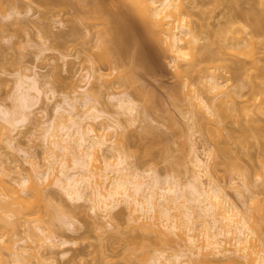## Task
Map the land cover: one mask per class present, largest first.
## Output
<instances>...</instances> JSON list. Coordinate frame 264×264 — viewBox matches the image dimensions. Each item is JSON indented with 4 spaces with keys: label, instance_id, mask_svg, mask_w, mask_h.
Wrapping results in <instances>:
<instances>
[{
    "label": "rangeland",
    "instance_id": "374dc122",
    "mask_svg": "<svg viewBox=\"0 0 264 264\" xmlns=\"http://www.w3.org/2000/svg\"><path fill=\"white\" fill-rule=\"evenodd\" d=\"M25 1L30 2L24 0V3ZM181 1L185 18L197 32L207 37L202 38L200 43L215 49L220 48L221 42H224L221 39L229 34L226 31L224 37L219 31L228 26L230 18L235 17L236 25L240 23V26L243 25L241 27H245L251 22L250 11L264 12V0ZM13 2L0 0V20L5 23L0 27V130L8 132V128H12L6 120L5 111L16 108L20 110L24 93L28 92L26 90H29V102L33 105L27 108V111L32 112L30 119L17 123L20 130L16 135L17 147L11 148L12 146L7 144L5 141L7 136L0 137V155L5 166L13 169L18 165L24 174H28L32 167L30 160L47 163L46 129L52 125L55 116L57 118L62 112L68 115L79 110V113L85 117V110L87 111L89 106L87 99L76 101L71 97L76 95V89L81 91V86L85 85L87 79L83 75L87 72L94 74V69L98 68L100 69L98 73H104L103 76L107 80L98 81L95 77L91 79L95 86L101 81L105 82L101 85L103 87H100L101 98L97 102L103 112L97 120L116 125V120L119 119L120 125L116 126L119 134L117 139L123 135L119 147L130 153L127 160L131 169L138 171L143 175V179L149 180L150 183H154L152 175L165 181L170 175L177 174L184 182L183 187L187 195L194 198L188 182L194 173L196 156L204 159L208 163L211 177L254 224L256 248L264 250V135L262 134L264 113H259L255 107L260 97L257 85L259 70L252 66L253 58H245L239 53L237 58L246 60L249 70H239L233 81L229 79L227 82L226 75L231 73L223 66L230 61L227 57L231 55L226 48H221L224 54L219 53L222 59L218 56L221 60H215L217 66L216 69L212 68V71L219 75V80L228 83L230 90L236 93V99L231 105L228 103V116H212L207 109L195 106L194 103L198 100L191 96L193 93L197 94V91L194 92L191 88L201 89L205 95L206 92L208 93V87L204 83L199 84L201 78H198V75L204 70L201 73L194 70L185 84V78L179 75L178 71L187 66L188 60L175 61L173 53L167 50L166 44L153 38L149 21L131 0H102L103 7L100 12L93 9L87 11L88 6L81 0H36L35 3L31 0L29 4H33V7L31 6L28 13L15 14L18 18L15 16L3 19L2 15L6 10L9 8L12 10L13 6L15 8V5L10 4ZM17 3L16 7L20 3L21 7L23 2L21 0ZM24 3L22 10L27 8H24L26 5ZM113 26L116 27L117 32L126 33L131 37L127 41L131 45L126 43L128 46L136 47L138 52L141 51L138 56L141 65H138L133 73L136 80L134 85L121 75V71L123 73L126 67L131 66L128 65V58L125 68L124 64L123 66L118 64L116 61L118 59L111 53L105 58L108 51L104 44L107 30ZM229 36L233 37L227 35L228 38ZM232 37L229 39L233 40ZM242 37L245 35L243 34ZM255 38H257V53L254 56H257L259 58L257 60L263 65L264 45L260 41L264 39V35H254ZM244 44L241 43L237 49L243 48ZM207 63H203L202 66L207 68ZM209 72H206L207 78ZM25 73L28 74L27 77ZM35 73L38 74V78L40 76L38 82L40 84L37 83L39 86L43 81L41 87L34 84L32 75ZM204 74L202 81H205ZM20 78L26 79V82L18 87L17 82ZM46 80L50 82L45 83ZM191 81L196 84L192 85ZM33 86L38 87L40 91ZM87 86L89 83L85 85ZM138 86L143 88L141 91H144V95L141 91V94L138 93L140 90ZM149 90L151 93L148 92ZM134 92L139 94H136L138 97L135 98L140 107L148 106H146L147 120H139L135 124L131 123L128 114L120 113L122 111L120 99L127 95L135 96ZM151 95L156 96L155 100ZM222 95L213 102L219 103ZM197 115L200 116V121V118L196 120ZM147 122H150L157 132H152L146 126ZM37 124L39 126L36 127ZM127 127L130 130L126 129ZM105 154L109 160L112 157L111 160L115 165L122 166L118 155L113 156L109 151ZM77 168L82 169L79 164L72 171H77ZM3 177L8 179L6 177L9 176L3 175ZM202 177L207 181V175ZM47 193L55 195L54 203L51 204L54 209L49 207L50 211H46L44 206L39 204L44 210L42 219L47 226L55 230L58 238L69 241L67 244L44 249V257H49L48 261L51 260L52 264H155V257L161 250L164 255L160 261H166L167 258L171 259L174 256L176 247L177 249L183 247L178 244L172 247L171 244L164 242L163 237L157 236V233L133 227L130 208L126 202L114 208L116 214L110 223L106 224H110L106 229L102 226L107 219H103L101 212L94 209L95 203L89 195L86 194L84 198L74 201L58 185H53ZM29 195L30 201L34 203L37 199L36 192L30 189ZM191 203L198 211H201V206L204 205L196 199H192ZM68 212L75 213L74 225L71 228L62 221ZM206 220L212 223L210 216H206ZM117 226L122 233L116 232ZM6 228L0 234V264H4L5 261L7 264H15L13 251L16 250V246L13 244L18 238H28L29 241L27 240L25 245L30 249V252L27 249L30 255L27 256L31 260L29 264H35L32 261L38 258L31 254L35 242L29 239L28 224L18 222L16 227L13 225V228L12 226ZM135 238L141 239V242L143 240L142 244L144 243L147 248L138 245ZM133 240L135 242L133 245L136 244L138 249L135 253H130L131 248L133 249ZM139 246L145 250L140 249ZM239 260L243 259H237L232 264H241ZM36 262L38 264V260Z\"/></svg>",
    "mask_w": 264,
    "mask_h": 264
},
{
    "label": "bare ground",
    "instance_id": "6f19581e",
    "mask_svg": "<svg viewBox=\"0 0 264 264\" xmlns=\"http://www.w3.org/2000/svg\"><path fill=\"white\" fill-rule=\"evenodd\" d=\"M16 1L18 3L21 2V0ZM16 1L13 2L12 0L13 3L10 4L15 5V8L12 5L14 9L11 8L12 10H9V8L6 10V13L4 12L2 15L3 19L15 17L17 14L21 15L24 12L28 13L29 10H31V6L33 7V4H29L31 0L30 2L25 1L26 3L22 0V2L27 5H24V8H27L22 10L21 7L23 8V3L21 7V3L17 5V7L19 6L17 8ZM32 1L35 3L36 0ZM81 1H84L88 6L87 11L93 9L100 12L103 7L102 0ZM131 1L138 11L149 21L152 27L153 38L166 44L167 50L173 53L172 56L174 55L173 59L175 61L188 60L186 63L187 66L178 71V74L185 78V84L194 70L200 73L203 70L210 71L208 78L206 74L207 71H203L202 74L198 75V78H201V80L199 79V82H201L199 84L204 83L209 89H207L208 93L206 92V95L201 89L200 91L198 88H191L194 92L197 91V94H191V96L198 100V102L194 103L195 106L207 109L212 116H228L229 104L231 105V102L233 103L235 101L236 93L234 90H230L227 82L229 79L233 81L232 79L239 70H249L246 60L237 58V55L240 53L245 58H253L252 66L259 70L257 74V78L259 79L257 80V85L259 86L258 93L260 97L257 99L255 107L259 113H264V64L261 65L260 60H257L259 58L254 56L257 53V38H255V40L254 35H264V12L250 11L252 15L251 22L245 27H241L243 25L240 26V23L236 25L237 20L235 17L230 18L228 26L220 30L219 34L225 37L227 31L230 35H233V37L229 36V38L232 37L233 40L227 37V35H229L227 33L224 38L225 40L221 36V40L224 42H221L220 48L215 49L208 47L207 44L200 43L202 38L207 37L197 32L190 21L185 18L186 15L184 14L185 11L183 10L184 7L181 0ZM4 24L3 20H0V27ZM248 28H250V30H248ZM108 30L106 35L107 38L104 42L108 50L106 55L111 53L113 57L118 59L116 61H118L119 65L123 66L124 64V68L126 65L125 63L129 60L128 65L131 66L129 68L126 67L123 73L121 71V75L126 81L134 85L136 80L133 73L135 71L134 69L137 68L138 65H141L138 61V56L141 51L138 52V49H135L136 47L133 48L128 46L130 43L128 44L127 41L131 38L128 34L121 33L120 31V33L117 32L114 26ZM43 31L45 32V30ZM242 33L245 37H242ZM241 43H245V46L241 49H237ZM260 43L264 45V39H261ZM222 47L226 48V51L231 55L227 57L230 63L228 62L224 66L222 64V66L231 73L226 75L227 78L225 80H227V82H224L225 80H219V75H217L215 71L214 73L212 71V68L214 69V67L217 66L214 62L218 61L220 58L222 59L219 54L224 52L221 50ZM104 56L105 54L103 57ZM108 57V55L107 57L105 56V58ZM189 57H191L190 60ZM127 58L128 60H126ZM205 62H208L206 64L208 65V69L205 68L206 66H202ZM211 62L214 65L210 64ZM143 65H145V63ZM219 66L220 65H218V67ZM99 70L95 68L94 74L91 72L84 74L83 76L87 79L85 85L89 83V86H81V91L76 89V95L71 97V99L76 101L87 99L89 106L87 111L85 110V114L83 113L85 117L79 113V110L70 112L68 115L63 112L57 113L58 115L57 118L55 116L54 122L51 120L52 128H50L51 126L48 129L45 128L47 131L46 164L32 159L30 160L32 165L30 172L24 174L18 165L14 166L13 169L5 166L3 164L4 160L0 155V173H2L0 175L2 176L0 177V234L7 229L6 227L12 226L13 228V225L16 227L18 222L20 224H28L30 233L29 239L35 242V245H32L31 254L34 255L36 259L38 258V264H52L51 260L48 261L49 257H44V249L67 244L69 241L58 238L55 230L51 226L49 227L46 225L44 219H42L44 210L41 207L44 206L46 211H50V208H53L51 204L52 202L54 203L53 198H55V195L53 194L52 196V193L47 192L53 185H58L64 190L65 194L74 201L84 198L86 194L89 195L95 203L94 209L101 212L100 215L103 219H107L102 227L110 225L106 224L110 223L114 214H116L114 208L120 203L126 202L130 208V220L133 223V227L142 229V231L143 229H147L152 233H157V236L159 235L165 239V241L163 238H161V240L171 244L172 247L173 245L176 246V244L183 246L182 248L178 247V249L176 247V252L173 254V258L171 257V259L174 260L167 258V262L160 261L161 257L164 255L161 250L160 254L155 257V264H232L240 258L243 259L239 260L241 264H264V250L256 248V228L254 224L240 211V209H238L230 200L225 190L211 177L208 163L204 159L196 156L194 173L191 175L188 182L194 193V198L187 195L183 187L184 182H182L177 174L170 175L165 181H161L158 176L152 175L154 183H150L149 180L143 179V175L139 174L138 171L131 169L130 162L127 160L130 153L126 150H121L119 147L123 135L122 137L119 136V139H117L118 130L116 126L120 125L119 119L116 120V125L112 123L106 124L103 121L97 120L100 115H102L101 112H103L97 104L101 98L100 87L105 83L103 81L107 80L103 76L104 73H98ZM203 74L205 75V81H202V79H204ZM25 76L27 77L28 74L25 73ZM32 76H34V78L32 77L34 84H40L38 83L40 81V76L38 78V74L36 73ZM94 77L98 81H103L95 86L91 81ZM25 82L26 79L20 78L17 82L18 87ZM49 82V80L45 81V83ZM42 83L41 85H43ZM191 83L192 85L196 84V82L193 83V81H191ZM41 85L38 86L41 87ZM33 87L37 88V91H40L38 87ZM138 89H140L138 93L141 94L140 91L143 88L138 86ZM145 89L148 90V88ZM26 91L22 100L23 105L21 104L20 110L16 108L5 111V114H7L6 120L12 128H8V132H2L3 130H0V137L1 135L7 136L5 141L8 145L12 146L11 148L18 146L16 135L20 130H18L19 125L17 123L31 117L30 114L32 112L30 113V110L27 111V108L33 104L31 103V105L29 102V90ZM135 92V96L127 95V97L120 99V108L122 111H119L120 113L128 114L129 120L134 124L139 120L146 121L148 118V109H146L148 106L145 105L144 108L140 107L136 99L138 97L136 94L138 93L135 94ZM141 92L143 93L144 91ZM148 92H150V90ZM221 95L223 97L220 99L219 103H214L213 101L218 99V96ZM152 96L153 95H151V97ZM152 98L154 99L156 96ZM75 108H77V106H75ZM197 116L198 118H196V120L200 118L199 115ZM200 120L201 118L199 121ZM38 124L40 125V123ZM38 124L36 127L39 126ZM146 126L150 128L152 132L156 131L155 127L150 122H147ZM128 128L129 127L126 129ZM262 134L264 135V132ZM128 135L130 136V134ZM101 151L103 152L102 154ZM106 151L107 153L108 151L111 152L113 156L118 155V160H120V162H118L122 166L115 165L111 160L112 157L109 160V157L105 154ZM79 164L82 169L80 170L77 168L78 170L73 172L72 170H75ZM13 173H15L16 176H13ZM3 175L9 176L10 178L6 177L8 179H5ZM203 175H207V181L203 180ZM30 189L33 190L34 193L36 192L37 199H34V203L29 199ZM47 189L48 191L46 192ZM192 199H196V201L204 204L201 206V211L194 209V205L191 203ZM36 206L40 207L35 208ZM47 207L50 208L47 209ZM98 212L97 214H99ZM202 212H204V214H202ZM70 213L71 212H68L62 221L71 228V226L74 225L73 215L75 213ZM206 216L211 217L212 223H208ZM107 228L108 227H106V229ZM116 230V232L122 233L120 227L118 228L117 226ZM27 240L28 238H18L14 240L13 245L16 246V250L13 251L15 255L13 263L29 264L31 262L28 257L30 255L27 253L28 251L30 252V249L26 248L28 245H25ZM135 241H137L136 243H138V245L147 248L144 243L142 244L143 240L141 242V239L137 240L135 238ZM133 242L134 240L132 241V245ZM134 245L131 251H127L135 253L138 246L136 244ZM143 247L139 246L140 249ZM144 248L143 250H145ZM100 251H102V249H100ZM103 257L105 256L103 255ZM31 259L33 258L31 257ZM103 260L105 259L103 258ZM36 261L32 262L36 264ZM4 264H7V262L5 261Z\"/></svg>",
    "mask_w": 264,
    "mask_h": 264
}]
</instances>
